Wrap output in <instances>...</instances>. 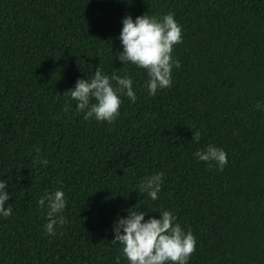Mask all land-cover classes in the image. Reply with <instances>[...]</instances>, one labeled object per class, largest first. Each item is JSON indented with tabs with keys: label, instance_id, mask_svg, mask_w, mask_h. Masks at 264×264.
Segmentation results:
<instances>
[{
	"label": "trees",
	"instance_id": "16d2710c",
	"mask_svg": "<svg viewBox=\"0 0 264 264\" xmlns=\"http://www.w3.org/2000/svg\"><path fill=\"white\" fill-rule=\"evenodd\" d=\"M169 12L180 67L149 96L146 71L116 58L122 19ZM98 67L137 94L113 123L85 120L64 94ZM209 144L228 153L222 171L193 155ZM158 171L153 201L134 188ZM0 179L13 210L0 264H127L112 225L133 206L193 232L189 264H264V0H0ZM56 188L65 222L49 236L37 202Z\"/></svg>",
	"mask_w": 264,
	"mask_h": 264
},
{
	"label": "clouds",
	"instance_id": "9594fccd",
	"mask_svg": "<svg viewBox=\"0 0 264 264\" xmlns=\"http://www.w3.org/2000/svg\"><path fill=\"white\" fill-rule=\"evenodd\" d=\"M119 41L122 51L116 52V58L122 65L132 64L146 71L144 87L149 96H155L159 89L171 87L173 68L180 67V61L172 55L174 45L183 41L182 25L175 19L174 13L159 17L147 13L135 18L132 15L125 16ZM112 81H115V86ZM64 94L75 102L76 111L82 112L85 120L97 122L113 123L119 117L122 96H126L132 103L137 101L131 76L113 73L110 77L100 67L90 78H78L75 86ZM260 107L258 104L257 108ZM69 109L70 105H66L64 110L67 112ZM199 138L200 133L195 131L193 140L198 141ZM39 151L37 148L33 162L47 164L46 160L39 158ZM193 155L220 171L228 163L226 150L211 144ZM164 176L163 171L148 175L134 189L155 201L162 189ZM9 198L8 181L0 179V217L12 215L11 205L5 207ZM37 203L42 210L46 209V223L43 225L45 234L55 236L56 226L65 222L61 215L67 204L63 189L45 191ZM140 207L127 209V215L118 213L112 225L114 236L111 241L121 246L120 253L127 264H189L197 246L193 232L190 229L185 231L170 210H149L159 211L157 218L147 211H141ZM120 261L121 256H116L115 264H120Z\"/></svg>",
	"mask_w": 264,
	"mask_h": 264
}]
</instances>
